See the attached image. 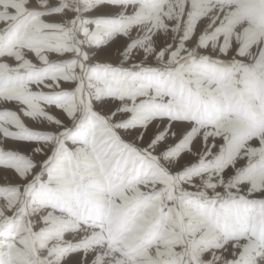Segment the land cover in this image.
<instances>
[{
	"label": "snow or ice",
	"instance_id": "1",
	"mask_svg": "<svg viewBox=\"0 0 264 264\" xmlns=\"http://www.w3.org/2000/svg\"><path fill=\"white\" fill-rule=\"evenodd\" d=\"M49 3L0 0V62L40 15L78 77L46 127L0 106L36 137L0 120V264H264V37L222 12L214 46L173 0Z\"/></svg>",
	"mask_w": 264,
	"mask_h": 264
},
{
	"label": "rangeland",
	"instance_id": "2",
	"mask_svg": "<svg viewBox=\"0 0 264 264\" xmlns=\"http://www.w3.org/2000/svg\"><path fill=\"white\" fill-rule=\"evenodd\" d=\"M179 1V2H178ZM184 0H173L181 4ZM28 3V0H24ZM197 3V4H196ZM193 7H212L216 8L220 14L225 13L228 20V31L235 34L236 29H241L242 33L250 38L264 37V0H194ZM37 5V6H35ZM28 11L40 13L49 11V0H36ZM162 11V10H161ZM172 19L171 12L168 13ZM180 14L176 13L175 26H180ZM200 19L204 18L203 14L199 15ZM159 19L157 14L155 19ZM34 23L20 35L14 47L8 49L9 60L0 62V106L3 101H11L17 105H22L21 112L24 117L36 124L38 127H46L54 120L49 113V109L55 105L57 108H71L75 111L74 105L70 103L71 97L66 98L67 89L59 81H70L78 79L74 74L73 65L65 61L54 58L53 53L67 51L66 42L63 34L58 32H47L41 23L40 15L33 17ZM250 24H246L245 22ZM191 25V24H190ZM185 26L190 31V26L185 22ZM169 25L161 21V31H166ZM209 38L213 45L216 43V36L211 31ZM21 41V42H20ZM18 42V44H17ZM31 53V55H30ZM19 61L18 63H14ZM24 69V72L21 70ZM0 120L6 123L19 124L27 130L26 136H19L21 139H36L24 124V120L15 111L0 116ZM0 130H4L0 126ZM6 131V130H5ZM11 166L16 167L25 173L30 170L27 163L9 161ZM17 163V165H14ZM17 197V194L8 193ZM110 218L116 221L117 228L123 226V217L116 215L113 209L109 210ZM122 239V237H116Z\"/></svg>",
	"mask_w": 264,
	"mask_h": 264
},
{
	"label": "bare ground",
	"instance_id": "3",
	"mask_svg": "<svg viewBox=\"0 0 264 264\" xmlns=\"http://www.w3.org/2000/svg\"><path fill=\"white\" fill-rule=\"evenodd\" d=\"M184 1H183L184 4L183 3L181 4V2L180 3L173 2L175 6L174 7H172V6L169 7V12H171V15H173L172 19H176L177 18L176 17V13H179L180 14L179 17H180V19H182L183 15L185 13V9L188 8V10L191 12L192 16L195 17V19L192 21L191 25H189L190 26L189 27L190 31H194L195 30V28L197 27L198 23L201 20L200 19L201 17L199 15L203 14L204 18H208L211 21V23H209L207 25V27L204 29V34H206V35L210 34L211 31L213 30L212 25L215 23V21L217 19H219V14H218V11H217L218 9L216 8V6H215V8L217 10L215 8H213L214 5L212 7L208 6V7H205V8L198 7L199 5L197 7L196 6L193 7L192 6L193 5L192 1H194V0H184ZM35 6H37V5H35ZM198 17H200V18H198ZM157 20H158V18H157ZM245 23L246 24H250L247 21ZM17 44H18V42H17ZM16 125H18V136H26L27 130H25V128H23L19 124H16ZM14 165H17V163H14ZM23 171H28V170L26 169V170H23ZM15 198L16 197L14 195H10V194H7L6 196H4V199L12 200L13 202H14Z\"/></svg>",
	"mask_w": 264,
	"mask_h": 264
},
{
	"label": "trees",
	"instance_id": "4",
	"mask_svg": "<svg viewBox=\"0 0 264 264\" xmlns=\"http://www.w3.org/2000/svg\"><path fill=\"white\" fill-rule=\"evenodd\" d=\"M24 71H25L24 69L21 70V72H24Z\"/></svg>",
	"mask_w": 264,
	"mask_h": 264
}]
</instances>
